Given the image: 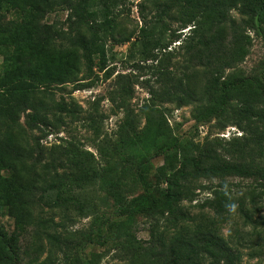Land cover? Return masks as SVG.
I'll list each match as a JSON object with an SVG mask.
<instances>
[{
  "label": "rangeland",
  "instance_id": "1",
  "mask_svg": "<svg viewBox=\"0 0 264 264\" xmlns=\"http://www.w3.org/2000/svg\"><path fill=\"white\" fill-rule=\"evenodd\" d=\"M164 2L118 0L110 12L117 28L113 37L108 36L105 41L106 65L92 71L74 48L76 37L87 35L85 27H70L67 11L59 8L39 15L36 20L42 28L49 26L52 36L58 37L56 43L67 48L70 59L65 65L70 63L74 70L73 82L52 84L47 90L41 87L39 97L52 106L65 104L77 112L67 116L55 111V115H50L53 126L41 145L55 158L62 149L76 146L84 163L79 172L92 170L85 187L72 193L79 206L69 208L68 220L63 223V230L59 229L63 252L54 249L51 264H130L126 246L133 239L148 248L157 242L152 235L170 243L181 234L194 237L198 233H214L233 242L234 251L240 253L235 264H264V180L229 177L198 181L180 204L186 218L179 224L171 223L173 216L162 219L120 213L110 196L112 186L129 203V211H133L145 204L147 195L158 197L166 188L160 168H169L172 163L173 155L166 154L168 147L176 142L183 146L203 145L210 140L229 142L242 136L237 127L226 126L224 118H201L202 105L180 106L164 96L166 81L161 75L184 80L188 74L185 61L191 29H183L178 17L181 15L175 9L174 18L160 19ZM21 14L19 10L0 9V27L12 31L21 21ZM231 17L244 28L237 12H231ZM245 29L246 57L238 69L228 70L226 75L239 70V78L263 86L264 24ZM143 31L151 36L149 43L142 40ZM13 50L14 46L0 45V78L6 67V54ZM202 71L197 67V90L204 87L207 79ZM151 122L154 129L158 128L156 133L150 129ZM19 124L25 129L23 116ZM257 162L263 167L264 156ZM2 175L9 177L11 172L4 170ZM218 194L227 207L222 217L207 204ZM38 203L33 208L35 217H53L56 223L61 222L59 210L52 213ZM241 207L252 216L254 225L245 223ZM0 224L9 234L16 229L15 219L1 206ZM19 240L23 247L33 248L36 243L43 245L45 251L49 249L44 236L35 239L28 234ZM47 256L45 252L39 260ZM153 261L146 259L143 264Z\"/></svg>",
  "mask_w": 264,
  "mask_h": 264
},
{
  "label": "trees",
  "instance_id": "2",
  "mask_svg": "<svg viewBox=\"0 0 264 264\" xmlns=\"http://www.w3.org/2000/svg\"><path fill=\"white\" fill-rule=\"evenodd\" d=\"M117 2L0 0V9L22 13L21 21L12 31L0 27V45L14 46L13 53L6 54V67L0 78V206L16 221L12 234L0 224V264H51L53 250L63 252L59 229L63 230V223L68 220L69 208L79 206L72 193L82 190L91 179L90 168L85 173L79 172L84 163L76 146L62 149L55 158L54 153H47L41 145L53 126L50 115H55V111L67 116L77 112L65 104L52 106L39 97L41 87L47 90L52 84L73 82L74 70L70 63L65 65L70 59L67 48L56 43L58 37L52 36L49 26L42 28L36 20L39 15L59 8L67 11L70 27H85L87 35L77 36L74 48L92 71L106 65L105 41L108 36L113 37L117 28L110 12ZM174 9L181 15L178 17L183 29L191 27L185 61L188 74L184 80L161 75L166 81L164 96L180 106L202 105L201 118H224L225 125L237 127L242 136L229 142L210 140L191 146L176 142L168 147L166 154L173 155L172 163L169 168H160L166 188L158 197L147 195L145 204L133 211H129V203L112 186L109 191L120 213L162 219L173 216L171 223L179 224L186 218L180 204L198 181L229 177L264 180V166L257 162L264 156V85L239 78L242 76L239 70L226 75L228 70L238 69L246 57L245 28L255 29L264 24V0H165L160 19L174 18ZM233 11L243 19L244 28L231 17ZM141 38L149 43L151 36L143 31ZM197 67L207 77L200 90L194 85ZM21 116L25 129L19 124ZM150 125L156 133L155 124ZM4 170L11 175L4 177ZM222 199L218 194L217 199L207 203L220 217L227 213ZM38 202L49 212L59 210L61 222L56 223L53 217H35L33 208ZM240 211L247 225L255 224L243 207ZM28 234L35 239L44 236L49 249L45 251L43 245L36 243L33 248L23 247L19 239ZM152 238L157 239L154 247L145 248L136 239L127 244L130 264H143L152 258V264H235L240 259L233 242L214 233H198L194 237L181 234L170 243L153 235ZM45 252L48 256L40 261Z\"/></svg>",
  "mask_w": 264,
  "mask_h": 264
}]
</instances>
